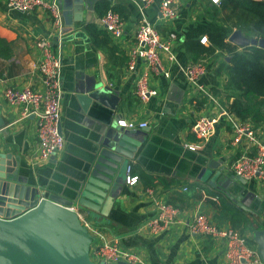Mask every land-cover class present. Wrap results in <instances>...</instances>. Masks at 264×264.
<instances>
[{
    "label": "crops",
    "instance_id": "obj_1",
    "mask_svg": "<svg viewBox=\"0 0 264 264\" xmlns=\"http://www.w3.org/2000/svg\"><path fill=\"white\" fill-rule=\"evenodd\" d=\"M101 1L111 8L123 9L126 17L121 39L112 38L98 24L95 9ZM159 1L143 9L137 0H91L87 4L81 0H60L65 8L62 11L65 35L58 39L45 11L21 13L9 10L6 0H0V39L10 47L8 58H0V154H10L19 161L18 174L44 196L70 199L76 195L81 175L101 150L99 131L103 121L109 117L114 123L117 118L116 127L119 121L147 122L148 127L143 131L122 128L133 139L142 141L145 150L143 155L137 153L133 159L126 160L124 172L131 166L133 174H144L152 183L148 185L141 178L134 186L124 183L113 203L100 205L106 215L90 211L87 216L85 210L78 211L89 224L91 261L100 262L99 247L115 244L134 253L144 264H227L225 242L194 235L188 225L195 215H203L221 228L239 231L256 250L255 232L264 231V181L253 179L241 184L243 192L233 200L228 192L210 188L197 179L202 166L196 167L195 162L214 161L232 179L229 184L233 185L237 176L230 167L244 152L245 141L234 144L232 127L221 120L214 135L198 151L189 153L183 149L185 143L197 141L190 133L192 123L199 116L210 114V110L206 107L208 103L200 101L194 86L184 80L182 69L191 63H204L206 72L200 84L229 106L241 93L239 89L226 88L229 54L219 49L212 53L197 49V53L195 47L189 52L186 43H200L206 37V44H200L209 48V35L223 33L225 41L241 52L243 48L228 41L233 32L239 30L244 37L258 38L252 30L238 29L235 19L229 20L230 11L221 10L219 4L210 0H178L172 20L160 17ZM142 19L151 23L162 37L169 33L177 36L172 46L175 61L171 63L163 57L169 78L149 72L143 61L137 63L135 72L127 69L129 55L135 47V30ZM90 25L96 28V35L86 29ZM38 37L51 38L60 55L63 89L59 127L64 146L44 163L36 162L39 149L34 117H21L22 107L10 104L3 96L9 87L43 89L38 70L40 54L35 46ZM146 71L157 96L142 102L135 96V86L139 74ZM80 77L104 84L99 91L106 92L105 98L110 99L108 94L115 92L112 97L113 101L117 99L115 110L94 99L81 102L76 92ZM256 101L260 103L263 121L252 125L264 141V98ZM221 181L219 178L215 184L219 186ZM158 202L175 205L179 213L168 230L152 235L147 221L156 215Z\"/></svg>",
    "mask_w": 264,
    "mask_h": 264
},
{
    "label": "built area",
    "instance_id": "obj_2",
    "mask_svg": "<svg viewBox=\"0 0 264 264\" xmlns=\"http://www.w3.org/2000/svg\"><path fill=\"white\" fill-rule=\"evenodd\" d=\"M137 1L143 9L155 2V0ZM210 1L215 5L219 4V0ZM177 5L178 0H160L158 3L160 17L165 20L174 19ZM6 7L21 13L41 9L49 15L56 37L62 39L65 35L63 15L58 0H6ZM98 24L112 38H122L124 23L114 11L108 10L99 18ZM176 39L177 36L174 33L162 37L151 23L142 19L135 30V47L128 58V71L135 72L137 63L143 61L149 72L169 78V72L163 65V57L168 62L175 61L172 46ZM258 39H264V35ZM206 42V37L201 38L200 43L202 45H205ZM35 46L40 54L38 70L42 76L43 89L38 91L30 87L21 89L9 87L5 89L3 96L10 104L22 107L21 117H34L39 149L36 162L44 163L52 154L62 151L64 146V139L59 132L63 98L61 59L49 37H38ZM205 72L206 67L202 62L191 63L182 69L184 80L194 86L200 101L208 103L209 105L206 107L210 110V114L201 115L192 123L190 133L197 141L185 143L184 148L192 152L198 151L201 144L207 142L214 135L217 124L224 120L233 129V143L239 144L241 141H245L244 152L232 163L230 171L245 181L253 179L264 181V141L249 121H241L229 111L227 103L214 97L208 89L200 84L199 81ZM135 96L142 102L157 96L156 90L149 85L147 71L138 76ZM117 126L128 130H144L148 127V123L144 121L139 123L119 121ZM138 182L139 176L132 173L131 166H127L125 184L134 186ZM178 213L179 209L171 203H156V215L147 221L150 233L158 235L168 230L175 223ZM77 215L81 224L88 229L89 224L78 212ZM188 228L194 235L222 239L225 242L227 264H262L257 251L249 245L239 231L233 228H221L210 223L203 215H195ZM97 254L100 262L105 264H144L134 253L126 252L115 244L99 247Z\"/></svg>",
    "mask_w": 264,
    "mask_h": 264
},
{
    "label": "water",
    "instance_id": "obj_3",
    "mask_svg": "<svg viewBox=\"0 0 264 264\" xmlns=\"http://www.w3.org/2000/svg\"><path fill=\"white\" fill-rule=\"evenodd\" d=\"M90 1L81 0L86 4ZM58 3L64 11L60 0ZM228 41L240 48L255 46L264 49V39L244 37L239 30L233 32ZM92 81L84 77L77 79L76 92L80 101L86 103L94 99L114 111L117 99L113 101L112 97L116 93L110 92V99L105 98L106 92L99 91L104 84ZM116 121L117 118L113 123L109 117L103 121L99 131L101 150L81 175L76 195L70 199L44 196L28 179L18 174L21 169L19 161L13 160L10 154H0V264H105L91 261L92 238L77 212L85 210L87 216L90 211L106 215L100 205H110L117 197L115 194L125 183L126 160L133 159L137 153L143 155L145 151L142 141L116 127ZM59 132L61 134L60 127ZM183 149L194 153L184 146ZM213 162H195L196 167L202 166L197 179L237 199V194L244 189L240 185H245L246 181L236 177L230 185L232 179ZM219 178L223 181L217 186L215 181ZM254 242L258 256L264 262V231L255 232Z\"/></svg>",
    "mask_w": 264,
    "mask_h": 264
},
{
    "label": "trees",
    "instance_id": "obj_4",
    "mask_svg": "<svg viewBox=\"0 0 264 264\" xmlns=\"http://www.w3.org/2000/svg\"><path fill=\"white\" fill-rule=\"evenodd\" d=\"M219 6L221 10L230 11L229 20L235 19L238 29L252 30L257 38L263 37L264 0H219ZM108 10L118 13L122 20L126 17L122 8H111L104 1L97 4L95 12L98 18H101ZM86 29L91 35L97 33L94 26L90 25ZM98 34L101 33L98 32ZM225 39V34L213 33L209 35L211 47L205 48L198 42H187L186 47L189 52L195 47L196 52L198 49V51L212 53L215 49H219L229 54L226 88L239 89L241 93L233 99L228 109L241 121L256 124L263 121L259 111L260 103L256 100L264 98V49L249 46L243 48L241 52H236V47L227 43ZM9 49V44L0 39V58H8ZM139 178L145 180L148 185L152 183V180L144 174H140Z\"/></svg>",
    "mask_w": 264,
    "mask_h": 264
}]
</instances>
